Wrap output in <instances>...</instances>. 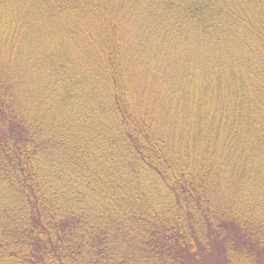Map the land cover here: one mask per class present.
<instances>
[{"label": "trees", "instance_id": "trees-1", "mask_svg": "<svg viewBox=\"0 0 264 264\" xmlns=\"http://www.w3.org/2000/svg\"><path fill=\"white\" fill-rule=\"evenodd\" d=\"M0 264H264V0H0Z\"/></svg>", "mask_w": 264, "mask_h": 264}]
</instances>
